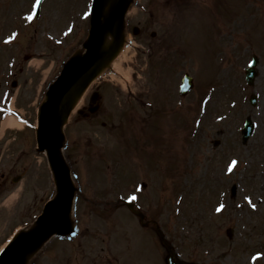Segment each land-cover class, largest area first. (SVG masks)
<instances>
[{
  "label": "rangeland",
  "instance_id": "obj_1",
  "mask_svg": "<svg viewBox=\"0 0 264 264\" xmlns=\"http://www.w3.org/2000/svg\"><path fill=\"white\" fill-rule=\"evenodd\" d=\"M64 1L46 0L38 18L23 19L18 24L21 30L9 35L11 44L0 42V159L4 149L9 150L4 155L6 162L0 160V203L15 187H23L15 201L19 214L0 221V243L15 225L23 226L32 217L25 226L30 228L50 193L46 160L34 149L30 126L35 124L36 109L48 83L68 55L80 51L87 32L80 21L85 6L70 4H76L73 13H67L65 6L68 17L62 16L64 5L58 4ZM249 2L134 0L130 4L131 25L143 28L137 38L124 40L141 42L143 48L132 60L130 55L123 57L121 65L130 73L127 77L133 78L128 82L133 90L146 83L147 90L141 94L143 105L135 112L115 109L110 116L101 104L96 117L85 124L74 120L80 118L75 115L77 107L88 104L87 96L72 110L68 132L76 134L78 141L66 152L85 194L78 199L77 220L73 212L70 214L73 229L64 238L43 239L28 255L26 264H137L136 259L152 257H147L145 240L136 233V228L150 233L151 228L138 225V219L121 204L122 197L127 198L140 182H134L135 175L143 171L133 165L128 166V172L122 167L116 172L114 165L124 164V154H128L147 165L140 167L150 168L151 159L139 157L138 152L141 146L154 148L152 144L156 146L155 156L160 153V159H154L160 162L154 164L157 176L153 178L160 189L144 174L142 180L147 179V183L136 202L147 219L159 223L174 249L205 264H264V255L252 259L257 252L264 253V0ZM144 3L152 4L151 15ZM32 7L31 0H0V38L8 37L21 15H29ZM147 48L150 53L145 54ZM252 53L261 65L248 86L243 70ZM33 60L41 61V65ZM48 68L51 71L46 76ZM135 70L141 79L136 80ZM185 71L195 79L191 91L180 97L177 84ZM170 77L166 101L176 96L175 104L180 100V106H166V111L159 113V121L158 116L154 121L162 105L151 91L162 90V78L167 81ZM114 90L119 91L117 87ZM119 92H113L108 101ZM250 95L255 98L253 105ZM124 96L123 92L119 98ZM100 101H105L103 95ZM119 111L121 117L116 115ZM7 115L19 118L21 126L2 133L1 122ZM246 117L251 118L254 128L243 142L241 128ZM120 119H124L123 124ZM102 121L106 125L101 126ZM158 124L169 132L164 150L155 142ZM115 132L119 138L114 137ZM107 149H116V156L108 158ZM233 160L238 163L229 172ZM83 172L86 176L81 178ZM17 175H22L20 183L12 182ZM89 179L101 191H96ZM245 197H251L256 209ZM220 204L225 207L218 212Z\"/></svg>",
  "mask_w": 264,
  "mask_h": 264
},
{
  "label": "water",
  "instance_id": "obj_2",
  "mask_svg": "<svg viewBox=\"0 0 264 264\" xmlns=\"http://www.w3.org/2000/svg\"><path fill=\"white\" fill-rule=\"evenodd\" d=\"M100 2L101 0H96L93 6V16L95 17L98 15ZM93 23L94 26L92 29L91 39L90 42L86 44V55L81 59H72L65 66L61 76L49 92V101L41 107L40 130H50L48 132H51L54 135L53 143H55L54 130H56L59 125V123L55 120V112L59 99L72 82L90 66L95 58L96 48L100 40L101 32H99L100 30L96 26V20H94ZM247 124V132L246 130L244 131L245 138L250 133L252 127L249 122H247ZM41 144L42 146H48L51 151V161L58 176V197L49 203L44 214L39 218V227L35 231L22 235L15 240L0 258V264H21L24 252L28 250L34 242H37L38 239L51 230L57 229L61 231L66 227L65 217L68 211L69 200L71 198L70 196L72 194L69 179L67 174L62 171L57 163L55 158L56 147L54 145H49L44 141H41ZM170 263L180 264L178 261L174 262L172 260H170Z\"/></svg>",
  "mask_w": 264,
  "mask_h": 264
},
{
  "label": "bare ground",
  "instance_id": "obj_3",
  "mask_svg": "<svg viewBox=\"0 0 264 264\" xmlns=\"http://www.w3.org/2000/svg\"><path fill=\"white\" fill-rule=\"evenodd\" d=\"M114 0H105L104 1V6H103V13H106L111 5L113 4ZM113 41V35L112 33L108 34L105 36L103 43L101 45V51H102V57L99 62V64L105 65L107 62L112 61L113 67L119 62V56H116L114 59H110L108 55V48L111 46V42ZM126 52V50H125ZM36 65H41V61H31ZM89 74L83 75L79 80L72 86V88L67 92V94L62 98L61 100V108H60V115H61V121L65 122L66 119L68 118V114L66 113L67 110L71 109L73 107L74 102L77 100V96H79V89L80 87L87 82ZM2 130L5 128H12V127H20V123H18L13 117H6L2 122ZM17 196L15 193H12L8 199L6 200V204L12 202L13 198Z\"/></svg>",
  "mask_w": 264,
  "mask_h": 264
},
{
  "label": "snow or ice",
  "instance_id": "obj_4",
  "mask_svg": "<svg viewBox=\"0 0 264 264\" xmlns=\"http://www.w3.org/2000/svg\"><path fill=\"white\" fill-rule=\"evenodd\" d=\"M40 4H41V0H35V3H34L33 8H32V11L28 15V19L29 20H32L36 16V8L38 6H40ZM85 15H87V13H85ZM11 39H12V37L9 36V41H11ZM237 163L238 162L236 160H233L231 162V165L228 168V171L231 172L233 170V168L237 165ZM130 199H136V197L135 196H131ZM245 199L247 200L248 204H250L253 209H256L257 205L252 202L251 197H245ZM224 207H225L224 204H220L219 207H217L216 211H218V212L222 211L224 209ZM261 255H264V253L257 252L256 256H253L252 259L256 260L257 257H259Z\"/></svg>",
  "mask_w": 264,
  "mask_h": 264
}]
</instances>
